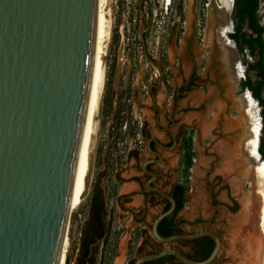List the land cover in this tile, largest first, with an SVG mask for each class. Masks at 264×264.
Returning <instances> with one entry per match:
<instances>
[{"label": "water", "instance_id": "obj_1", "mask_svg": "<svg viewBox=\"0 0 264 264\" xmlns=\"http://www.w3.org/2000/svg\"><path fill=\"white\" fill-rule=\"evenodd\" d=\"M95 18L96 0H0V264H60L70 220L66 210L62 222L66 187L68 182L69 191L73 182L71 168L86 120L83 104L92 66ZM144 32L140 33L142 43ZM108 51L109 44L104 62ZM121 68L118 61L113 91ZM260 132L261 127L257 147ZM96 136L97 132L94 143ZM259 160L264 165L260 155ZM92 168L93 149L81 201L89 194ZM156 191L171 203L150 226V235L162 249L136 257L133 264L167 255L181 264H214L222 243L205 226L194 233L158 235V224L173 213L175 203ZM201 237L214 242L211 254L201 262L168 246Z\"/></svg>", "mask_w": 264, "mask_h": 264}, {"label": "rangeland", "instance_id": "obj_2", "mask_svg": "<svg viewBox=\"0 0 264 264\" xmlns=\"http://www.w3.org/2000/svg\"><path fill=\"white\" fill-rule=\"evenodd\" d=\"M232 4L226 12L220 11L219 7L222 6L220 0H199L197 3L195 0L194 3L192 0H188L184 4L185 6L183 5L189 18L194 17V43L195 45L196 43L199 44L200 53H203L205 56L206 70L210 72L209 85L203 89H195L194 94L189 96L190 105L194 108V111L187 112L184 115V121L191 127L190 130L186 131V134L192 138L193 153L194 137L198 135L194 133L195 120L196 122L203 120L206 123H211L214 125L212 126L213 129L214 127H219L218 122L221 115H223V119L220 125L228 121L233 126L237 120H241L243 129L247 135H249L248 132L252 120L256 121L259 127H261L258 101L253 97L251 91L244 87L248 78L253 88L257 87L258 80L255 78L254 71H249L250 68L247 69V66L243 62V57L238 53L235 44L228 37L233 32ZM138 5L139 0H108L107 6V13L111 21L108 42L109 51L105 61L104 85L97 121V136L93 148V168L89 194L92 185L97 180L98 174L104 173L105 175L101 179V186L105 191L107 209L112 216V229L109 245L105 248L106 252L102 253L103 255L100 253L97 256L96 264H100V262L102 264H124L126 258L125 246L136 227L132 223V218L126 217L127 213L120 211L116 205L117 195L127 193L128 184L122 185L118 182L115 174L121 168V164H124L123 160L127 148L132 146L129 138L127 139L128 145L126 141L123 147L119 146L121 129L126 124L133 127L135 123L142 120L144 115H149L147 106L150 104V97L145 93V87L150 80L156 79L154 74H159V70L156 67H152L143 57L140 47L139 35L144 30L143 16L147 19L152 30L145 36L147 54L160 55L164 64L169 63L172 66L176 58L174 56V44L167 46L166 42V31L174 12L166 9L165 0H147V3L143 4L144 8L141 13ZM258 5L257 16L259 23L264 27V0H258ZM216 11L221 14L226 13V16L221 18H224L227 22L224 27H229V32L221 29L222 33L219 34L216 28L219 15L217 16ZM176 19L179 20L178 18ZM189 36L190 33H186L185 38ZM167 54L169 55L168 58ZM246 59L249 63L252 62L250 58ZM118 61L122 65L121 76L118 87L113 91L112 77ZM183 67L187 74V64L184 63ZM171 78V75H166L164 80L170 81ZM166 84L164 90L156 93L158 104L162 102L164 104L167 103L170 96L171 88ZM247 93L253 101L252 106H247L245 100ZM258 93L264 96V87ZM119 97L121 98V108L119 114L116 116ZM216 128L213 130L214 132ZM208 132L206 131L204 134L199 132L197 140L199 153L193 157V165L189 177L193 192L189 195L187 208L183 209L180 213L188 223L187 226H183L186 233L197 232L202 227V223L195 221L197 217H200L201 220H206L208 217L206 198L202 191L205 171L210 162V157L206 156L205 150L207 149L210 152L212 147H215L220 141L218 139L217 142L213 143L211 148H208L211 145V140L215 138V136H212V132ZM252 159L257 162L253 164V168L262 164L258 153ZM202 160H207L206 166L205 164L204 166L201 165L200 161ZM176 161L177 158H174L172 163L174 164ZM130 165L131 163L128 166L126 165L125 172L122 173L123 177H127L130 173ZM181 169L180 165L179 172ZM179 174L180 177L178 178H182L181 172ZM89 194L70 215L67 252L62 258L63 260L67 256L68 263L65 261V264H76L81 229L88 212ZM137 204V202L133 201L127 206L132 207L137 206ZM153 212H150L147 217L149 223L147 234H150L149 227L155 216ZM137 234L134 237V241L139 240L138 242H141V237ZM222 237L226 245V235L223 234ZM263 246L260 264H263ZM226 251L228 250L225 249V253ZM227 254L225 256L221 255L216 264H230L231 258L228 259ZM136 257H138V254L133 253L132 258ZM100 258L102 261H100Z\"/></svg>", "mask_w": 264, "mask_h": 264}, {"label": "flooded vegetation", "instance_id": "obj_3", "mask_svg": "<svg viewBox=\"0 0 264 264\" xmlns=\"http://www.w3.org/2000/svg\"><path fill=\"white\" fill-rule=\"evenodd\" d=\"M186 1L188 0H165L166 9L170 10V12H174L166 31L167 46L172 44L175 46L174 56H176V58L174 59L175 63L173 66L169 63L164 64L160 55L147 54L145 36L152 30L147 19L143 16V29H145V32L143 33V43L140 41V47L143 52V57L152 67H156L159 70V74H154L156 79L150 80L145 87V93L150 97V104L147 106L149 115H144L142 120L135 123L133 127L127 124L124 125L119 137V146L123 147L126 141L128 145V138L131 140L132 146H127L128 148L123 160L124 164H121V168L116 171L115 174V178L118 182L122 185L128 184V192L117 195L116 205L120 211L127 213L126 217L132 218V223L136 226L125 246L126 258L124 264L129 263L133 253L139 255L159 249L158 243L150 234H147L149 226L147 217L150 212L154 211L153 213L155 216L152 219L153 221L159 214L164 213L167 207L168 209L171 207V203L156 190H160L173 199V194H175L178 190V186L182 183V179L178 178L181 172H179V167L181 165L183 145L186 139L185 132L191 129L184 121V115L187 112L194 111V108L190 105L189 96L194 93L195 89H203L209 85L210 72L206 70L205 56L203 53H200L201 49L199 44L196 43L195 45L194 43V17L192 16L189 18L186 14L185 7L183 8ZM192 1L194 3V0ZM198 1L199 0H195L196 3ZM145 3H147V0H139L138 9L140 13ZM216 12L217 16L219 15L216 28L219 34H221V29L225 31L224 28L226 27L224 26L227 24L224 18L221 17H225L226 13L221 14L218 11ZM186 33H190L188 38H185ZM145 55L148 58H146ZM168 57L169 55L167 54V58ZM184 63L187 64V74L183 67ZM166 75L172 76L170 80L172 82L164 80ZM165 83L171 88L170 96L167 103L164 104L162 102L158 104L156 93L164 90ZM219 119V127H214L218 132H214L213 128L208 132L210 133L213 131L211 134L215 136V138L211 140V145L208 146V148H211L213 143L215 141L217 142L218 139L220 140L219 142H221L227 138V136H234L235 138L232 140H235L236 148H233L231 154L235 156L236 160L233 161L231 171H218L220 157L214 150L215 147H212L210 152L207 151V149L205 150L206 156L208 158L210 157V162L205 171L202 191L206 198L208 217L206 220H201L200 217H197L195 220L197 223H202V227L199 231L205 226L221 240L222 251L214 264L218 262L221 255L225 256L226 253H229V241L231 236L235 238L241 236L243 233L244 223L240 217L244 199L247 197L246 194L249 193L251 188V171L253 168V156L251 157L249 146L246 143L248 139L246 131H244V129H237L232 131V134L227 132V135V133L222 131L223 125H220L223 115H221ZM199 132V121L196 122L195 120L194 133L198 135L194 137V156L199 153V149L197 148ZM174 158H177V161L173 164L172 160ZM205 161L207 163V160ZM129 163H131L129 167L130 173L127 177H123L122 173L125 172L126 165L128 166ZM190 183L189 181V191L182 194L184 206L178 211L174 218V223L177 225L181 221H186L180 213L183 209L187 208L189 195L193 192ZM173 200L176 209L178 202L177 200L175 201V199ZM133 201L138 203L137 206H127ZM108 219H110V217ZM107 226L108 222L105 221V233ZM183 226L187 225H182V229ZM236 227L238 230H234ZM233 233H236L237 236H234ZM136 234L141 237V242H138L139 240L134 241ZM223 234L226 235L227 238L226 245L222 237ZM181 241L183 240L172 242L168 246L176 250L181 249L185 251L186 246H183ZM225 249L228 250L226 253ZM227 258L230 259L229 254H227ZM230 261L232 262V259H230ZM87 264L90 263L87 262Z\"/></svg>", "mask_w": 264, "mask_h": 264}, {"label": "bare ground", "instance_id": "obj_4", "mask_svg": "<svg viewBox=\"0 0 264 264\" xmlns=\"http://www.w3.org/2000/svg\"><path fill=\"white\" fill-rule=\"evenodd\" d=\"M220 1L222 5L220 7V11L226 12L230 8L232 0ZM107 6L108 0H96L95 37L91 62L92 66L90 71V80L87 87V101L85 98V102L83 104V109L86 110V120L81 131L79 151L75 156L73 167L71 168V176L73 177V182L70 185L69 191L67 182L62 222H64L66 214L65 211H70L71 215L72 212L77 207H79L80 203L82 202L80 200V195L84 188V179L88 172L89 158L92 153L94 138L97 132L98 107L99 103H101V96L104 85V56L106 55V49L109 42L111 29V21L110 16L107 13ZM224 29L225 32L230 31L229 27H226ZM245 100L247 102V106L253 105V101L248 93L245 95ZM212 126L214 125L211 123L199 121V130L202 134H204L206 131H209ZM237 129H243L241 120H237V122L233 126H231L229 122L226 121L223 124L222 131L224 133H231L232 131H235ZM259 130V124L256 121L254 122L252 120L248 132V139L246 142L249 146V153L251 156H254L258 153L256 151V148H258L257 137L259 135ZM234 138V136H227V138L216 144L214 148V150L219 154L220 157L219 167L217 169L218 171L228 172L232 170L231 166L233 164V161L236 160L235 156L231 154L233 148L236 146L235 140H232ZM200 163L203 166L204 164L205 166L207 164L205 160L200 161ZM252 174L253 177L251 178V188L249 193L246 194L247 197H245V199L243 198V209L240 217V219H242L244 223L243 224L240 220L244 228L243 233L239 237L232 238L233 236H231V239L229 241L230 251L228 254L232 259V262L230 264H260L262 260V246L264 242V165L261 164L259 166H255L253 168ZM69 228L70 227L68 224V229ZM68 229L66 239L64 240V244L62 247V257L60 260V264L64 254L67 252V243L69 241ZM235 229H237V227L234 228V230ZM233 234L234 236L236 235V233Z\"/></svg>", "mask_w": 264, "mask_h": 264}, {"label": "trees", "instance_id": "obj_5", "mask_svg": "<svg viewBox=\"0 0 264 264\" xmlns=\"http://www.w3.org/2000/svg\"><path fill=\"white\" fill-rule=\"evenodd\" d=\"M258 0H233V32L228 37L235 44L238 53L243 57V62L249 71H254L255 78L258 80L257 87L253 88L250 79L245 82L244 87L248 88L253 97L258 101L260 106L261 117V132L259 137L258 153L261 161L264 163V96L259 94L264 87V27L259 23L257 16ZM246 58L252 60L251 63ZM121 108V98H118L116 116ZM185 143L183 145V154L181 160V175L182 183L178 186V190L173 194V199L177 200L178 204L171 216L164 218L157 226V233L161 237H169L174 235L185 234L181 228L182 225H188L185 221H181L178 225L174 223V218L178 211L183 208L184 200L182 194L188 192L190 170L193 165V148L192 138L186 134ZM105 174L99 173L97 180L92 185L91 192L88 198V212L81 229L79 251L76 257V264H96L97 256L106 252V247L111 239L112 216L106 206V196L101 179ZM183 186V187H182ZM168 207L164 210V212ZM110 217V219H108ZM105 221L108 222L106 233ZM186 250L179 249L178 251L187 259L195 262H201L208 258L214 248V242L209 237H201L194 240L181 241ZM157 250L148 251L138 256L155 254L162 249V244L158 243ZM103 255V254H102ZM67 256L61 261V264L68 263ZM135 258L130 259L128 264H133ZM100 261L102 259L100 258ZM100 264H102L100 262ZM143 264H181L171 255H167L158 260L145 262ZM264 264V262H263Z\"/></svg>", "mask_w": 264, "mask_h": 264}, {"label": "crops", "instance_id": "obj_6", "mask_svg": "<svg viewBox=\"0 0 264 264\" xmlns=\"http://www.w3.org/2000/svg\"><path fill=\"white\" fill-rule=\"evenodd\" d=\"M192 94H194V93H192ZM214 94H219V93H214ZM221 113V112H220ZM128 242V241H127ZM126 249V248H125Z\"/></svg>", "mask_w": 264, "mask_h": 264}]
</instances>
